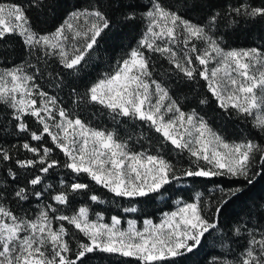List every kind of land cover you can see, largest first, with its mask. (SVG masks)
Instances as JSON below:
<instances>
[{"label":"snow or ice","instance_id":"6c2138e0","mask_svg":"<svg viewBox=\"0 0 264 264\" xmlns=\"http://www.w3.org/2000/svg\"><path fill=\"white\" fill-rule=\"evenodd\" d=\"M262 180L264 0H0V264H264Z\"/></svg>","mask_w":264,"mask_h":264},{"label":"trees","instance_id":"16d2710c","mask_svg":"<svg viewBox=\"0 0 264 264\" xmlns=\"http://www.w3.org/2000/svg\"><path fill=\"white\" fill-rule=\"evenodd\" d=\"M233 46H236V47H244L246 45V38L244 35H240L239 38H233ZM89 71H91V69H89ZM92 75H95V73H92ZM50 91H54V90H51ZM61 95H64L63 93H61ZM191 95H189V100H191ZM210 119H215L216 121V124L217 125H220L221 127H225L227 126L229 128V131H232V128L230 125H226L224 121L220 120V118L218 116H216L215 113H210V116H209ZM95 123H98V124H101V125H106V126H110V121H108V119L105 117V118H102V119H98L95 121ZM235 127L237 129H241V125L240 124H236ZM242 130V129H241ZM253 194H264V180L260 181L254 188H253ZM165 211L169 210L168 208H164ZM149 212H153L155 211V208H149L148 209ZM231 211V210H230ZM158 216H159V213H157V216L154 217V219H158ZM206 253H201L199 256H196V257H193L192 260H193V264H200V262L203 261L204 259V255Z\"/></svg>","mask_w":264,"mask_h":264}]
</instances>
